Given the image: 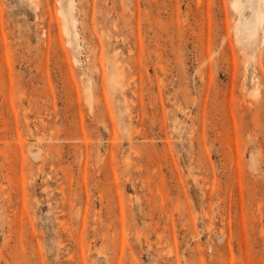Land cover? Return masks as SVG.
Listing matches in <instances>:
<instances>
[{"label": "rangeland", "instance_id": "374dc122", "mask_svg": "<svg viewBox=\"0 0 264 264\" xmlns=\"http://www.w3.org/2000/svg\"><path fill=\"white\" fill-rule=\"evenodd\" d=\"M37 1L0 0V264H264V25Z\"/></svg>", "mask_w": 264, "mask_h": 264}, {"label": "bare ground", "instance_id": "6f19581e", "mask_svg": "<svg viewBox=\"0 0 264 264\" xmlns=\"http://www.w3.org/2000/svg\"><path fill=\"white\" fill-rule=\"evenodd\" d=\"M35 2V8L39 9L41 6V3H39L37 0H34ZM60 2V13L64 18V30L66 32H70L71 24L74 25L75 21V15H74V6H73V0H59ZM264 0H233V6L234 8L241 14L245 16V21H251L252 22V34H257V30L259 28H262L264 25V9L263 4ZM250 8L251 15H246V9ZM243 19L241 20V23L236 22V31L239 33V31H243ZM115 81L118 79L116 77H113ZM87 91V98L90 100L92 92L91 86L87 85L86 88ZM93 96V95H92Z\"/></svg>", "mask_w": 264, "mask_h": 264}]
</instances>
